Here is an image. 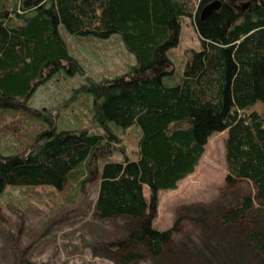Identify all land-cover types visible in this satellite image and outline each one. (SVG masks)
Returning <instances> with one entry per match:
<instances>
[{"label": "trees", "instance_id": "1", "mask_svg": "<svg viewBox=\"0 0 264 264\" xmlns=\"http://www.w3.org/2000/svg\"><path fill=\"white\" fill-rule=\"evenodd\" d=\"M214 1L0 0V118L20 111L50 122L24 150L0 149V221L8 186L61 191L86 174L99 178L98 217L137 221L127 236L108 244L119 264L141 258L139 246L160 259L176 226H153L158 194L192 175L210 137L224 131L228 181L250 180L264 203V0H220L202 20V9ZM185 17L194 19L201 49L188 51L182 76L166 80L174 71L168 52L179 44ZM61 25L74 35L119 33L137 58L128 73L99 82L86 76L75 90L92 94L101 131L60 128L50 112L29 104L66 62L80 70ZM113 123L140 127L137 159L126 153ZM116 152L121 160L113 159ZM231 211L225 222L238 225L255 211L254 199L244 196ZM246 237L264 262V232Z\"/></svg>", "mask_w": 264, "mask_h": 264}, {"label": "rangeland", "instance_id": "2", "mask_svg": "<svg viewBox=\"0 0 264 264\" xmlns=\"http://www.w3.org/2000/svg\"><path fill=\"white\" fill-rule=\"evenodd\" d=\"M60 32L80 70L76 72L66 62V68L40 86L29 104L50 112L60 128L101 131L92 116V94L75 90L86 83V76L99 82L128 73L137 58L119 33L105 39L74 35L62 25ZM200 49L194 19L183 18L179 44L168 52L174 71L166 80L182 76L188 51ZM49 123L20 111L4 112L0 118L1 151L24 150ZM112 126L129 157L137 159L140 127ZM226 138L227 131L213 134L196 171L176 190L159 192L153 226L159 230L176 226L162 258H153L139 246L141 258L130 264H264L246 237L248 231L264 232V203L256 199L250 180L228 181ZM113 159L121 160L122 154L116 152ZM98 190L99 178L86 174L61 191L51 185L8 186L1 197L0 264H119L108 244L127 236L138 226L137 221L128 216L98 217ZM150 193L145 186L148 200ZM244 196L254 199L255 211L238 225H227L226 216Z\"/></svg>", "mask_w": 264, "mask_h": 264}, {"label": "water", "instance_id": "3", "mask_svg": "<svg viewBox=\"0 0 264 264\" xmlns=\"http://www.w3.org/2000/svg\"><path fill=\"white\" fill-rule=\"evenodd\" d=\"M222 5V2L220 0H216L208 5H206L200 14V17L202 20L207 19L210 17L215 11H217Z\"/></svg>", "mask_w": 264, "mask_h": 264}]
</instances>
